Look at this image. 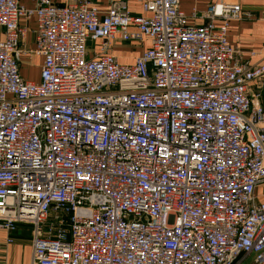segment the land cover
Here are the masks:
<instances>
[{
    "label": "built area",
    "instance_id": "obj_1",
    "mask_svg": "<svg viewBox=\"0 0 264 264\" xmlns=\"http://www.w3.org/2000/svg\"><path fill=\"white\" fill-rule=\"evenodd\" d=\"M137 2L0 0L3 244L28 224V264H264V60L228 42L240 4ZM116 42L147 46L127 64Z\"/></svg>",
    "mask_w": 264,
    "mask_h": 264
},
{
    "label": "crops",
    "instance_id": "obj_2",
    "mask_svg": "<svg viewBox=\"0 0 264 264\" xmlns=\"http://www.w3.org/2000/svg\"><path fill=\"white\" fill-rule=\"evenodd\" d=\"M19 3L26 7H34L39 0H18ZM57 4H63L65 0H54ZM92 3L99 9L100 12H106L112 1L114 0H91ZM127 2L132 14L143 13L137 0H124ZM216 0H179L180 8L187 14L190 13L193 7L203 8L208 3ZM241 7V15L238 18L230 19L228 24V42L237 51L239 60L243 63L254 65L264 60V0H234ZM35 29L36 23L30 20L27 23V32L25 37L20 38L19 48L20 56V73L24 78H27L26 71L31 67L36 70V77L29 80L37 81L39 79V67L42 62V57L32 50L35 48ZM2 28H0V39L2 38ZM147 46L144 44L139 46L135 42H116L110 48V53L116 57L121 63H133L136 56L141 54ZM256 80L249 87V92H252V87L255 84H260L257 88L262 90L261 103L264 106V82ZM2 237V233L0 232ZM2 239V238H1ZM0 239V240H1ZM251 261V256L240 258L235 264H248Z\"/></svg>",
    "mask_w": 264,
    "mask_h": 264
},
{
    "label": "rangeland",
    "instance_id": "obj_3",
    "mask_svg": "<svg viewBox=\"0 0 264 264\" xmlns=\"http://www.w3.org/2000/svg\"><path fill=\"white\" fill-rule=\"evenodd\" d=\"M93 42H89L88 46H93ZM27 77L32 79L36 77V70L31 67L25 74ZM259 81L264 82V77L259 79ZM258 81V82H259ZM260 84H255L252 87V92L257 91L260 88ZM30 234L31 226L28 224H19L17 231L13 234L14 242L9 246L3 244V236H0V263L6 260L8 264H28L30 257Z\"/></svg>",
    "mask_w": 264,
    "mask_h": 264
}]
</instances>
